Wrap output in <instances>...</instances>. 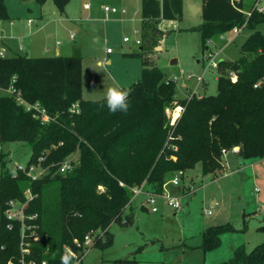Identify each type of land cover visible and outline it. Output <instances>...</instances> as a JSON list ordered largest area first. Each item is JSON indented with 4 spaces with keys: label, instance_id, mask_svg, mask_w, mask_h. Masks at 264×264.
<instances>
[{
    "label": "trees",
    "instance_id": "obj_1",
    "mask_svg": "<svg viewBox=\"0 0 264 264\" xmlns=\"http://www.w3.org/2000/svg\"><path fill=\"white\" fill-rule=\"evenodd\" d=\"M43 4L46 0H35ZM62 12L69 0H52ZM243 0H202L203 19L199 27L202 50L215 36L233 28L250 33L241 45V55L233 61H220L227 70L217 77L216 93L174 96V84L150 64L145 45L139 51L124 53L142 59L140 76L127 87V113L109 112L104 97L82 96V59L78 55L32 57L21 54L0 56V264L19 263L20 222L5 216L9 199L24 200V189L35 196L24 211L36 213L38 240L30 238L26 260L40 264H81L84 238L92 235L91 247L108 245L113 221L121 219L131 206V187L144 184L159 192L176 174L199 166L201 174H216L225 167L222 150L238 146L244 160L264 157V11ZM182 0H140L141 33L144 24L160 19H179ZM8 17L0 0V21ZM216 66V67H217ZM236 74L235 82L229 72ZM20 95L28 102H39L54 121L42 123L32 112L4 92L12 78ZM77 103V111L71 106ZM179 104V115L169 124L167 108ZM23 141L30 147L27 165L47 168L32 180L4 160L1 146ZM77 153L73 166L60 173L58 163ZM132 221L127 215L124 222ZM11 225L9 228L8 225ZM264 228V226H261ZM228 226L207 227L203 246L218 243V233ZM111 264H123L115 259ZM125 264V262H124ZM214 264H264V240L247 250L240 246L231 258Z\"/></svg>",
    "mask_w": 264,
    "mask_h": 264
},
{
    "label": "rangeland",
    "instance_id": "obj_2",
    "mask_svg": "<svg viewBox=\"0 0 264 264\" xmlns=\"http://www.w3.org/2000/svg\"><path fill=\"white\" fill-rule=\"evenodd\" d=\"M131 1L69 0L60 12L52 0L43 4L35 0H3L8 17L0 23L14 22L24 35L13 43L26 46L30 40L36 47L33 54L41 52L40 56H53L56 52L54 42L58 40L59 54L80 56L82 96L85 99H101L107 88L127 87L136 80L140 76L142 59L123 54L139 51L140 44L145 45L150 64L157 66L166 79L174 78L176 98L215 94L217 77L226 74L227 70L210 64L236 60L250 30L242 28L238 32L228 31L215 36L207 42L206 50H202L199 30L203 22L200 12L202 0H182V16L145 22L147 37L143 40L140 39V0H134L133 7ZM252 2L243 0L244 11L249 10ZM84 4H88L90 9L86 10ZM261 4L264 5V0ZM104 5L124 8L125 13L106 12ZM189 5L198 10L192 11ZM258 29L264 33V23L258 25ZM71 32L74 33L73 39L69 37ZM125 36L128 41L123 40ZM136 39H140V44L135 43ZM44 44L48 51H40ZM106 59L110 62L105 63ZM179 107L177 104L166 109L170 116L169 124L179 115ZM1 149L4 160H8L13 168L14 165H26L30 155L26 142L8 141ZM73 159L78 160L77 153ZM223 160L225 167L222 172L202 175L199 166H195L175 175L178 185L166 183L164 191L171 197H179V209L172 208L159 197V211L149 213L141 205L143 196L137 195L131 206L123 210L121 219L109 225L112 238L108 245L91 247L94 233L90 235L91 241L84 244L81 253V264H111L115 259L123 264H214L231 258L237 247L249 250L262 242L264 157L249 161L228 150L223 154ZM183 187L194 188V193L184 195ZM127 215L132 216V221L124 222ZM215 225L228 228L218 233L217 244L205 248L203 233L207 227ZM18 248L19 263L26 264L29 260L25 256L30 249L23 248L20 240Z\"/></svg>",
    "mask_w": 264,
    "mask_h": 264
},
{
    "label": "built area",
    "instance_id": "obj_3",
    "mask_svg": "<svg viewBox=\"0 0 264 264\" xmlns=\"http://www.w3.org/2000/svg\"><path fill=\"white\" fill-rule=\"evenodd\" d=\"M260 2H261V0H254L252 7L257 9L258 11H264V5L260 4ZM84 7L88 8V4H85ZM103 10L106 12H111V13H125L124 8H118L116 6L104 5ZM231 31L238 32L239 29L233 28ZM70 37L72 38L73 34H71ZM123 40L128 41L129 38L125 36L123 38ZM135 43L140 44V39H136ZM3 52H4V48L0 47V56H3ZM107 52H110L109 48H107ZM210 65L213 67L217 66L216 63H211ZM229 77H230V80L232 82L236 81L237 76L234 72L230 71ZM14 80H15V77L12 78L10 85L4 89V92L12 95L18 104L23 105L27 111L32 112V114L35 117L39 118L42 123H48L50 121H54L55 116H52L49 113H47L45 108L43 106H41V104L39 102H37V101L36 102H28L20 95V92L18 90H16L12 84V82ZM171 80L173 81L174 78ZM179 108L181 110V107H179ZM70 109L77 111L78 110L77 109V103H74ZM172 123H173V121L171 122V124ZM227 151L228 150L223 149L222 153L224 154ZM230 151L237 152L238 146L232 147L230 149ZM74 154L75 153L69 155L68 157L64 158L61 162L58 163V167H57L58 172L64 173L65 171L69 170L73 166L74 162H76L73 159ZM42 159H43V157H39L37 163H31L29 165L26 164L25 166L13 164L14 170H20L22 172H25V174L28 177H30V179L35 180V179L41 177L47 171V168L40 164ZM36 166L38 167V169ZM167 183H171L173 185H178L179 181L174 176ZM165 185H166V183L163 184L162 190L159 192L147 189L144 184L131 187L130 190H131L132 196H131L130 201L132 202L133 199L137 195H144V199L141 201V205L144 208H146L147 211L154 213V212H157L159 209L157 206V198L160 197V198H163L165 200L167 205L171 206L174 209H179L181 207L179 197L169 196L166 193V191H164ZM190 193H192V190L188 189L185 194L188 195ZM23 195H24L23 201H19L17 199H9L6 202L7 208L5 210V216L9 220H17L20 222V244L23 245V248L29 249L28 247H29V243H30V238L32 240H38V237H39L38 233H37L38 224L33 222V220L36 219L37 214L36 213L27 214V213H25L24 208H25L27 202L30 201L35 195L31 193L29 188L24 189ZM206 213L209 214L210 211H207ZM8 226H9V228L11 227L10 224ZM89 238H90V235L85 236V238H84L85 242H83V245L88 243L89 241H91V239L89 240ZM26 264H35V263L33 261H29ZM40 264H47V263H46V261H41Z\"/></svg>",
    "mask_w": 264,
    "mask_h": 264
},
{
    "label": "crops",
    "instance_id": "obj_4",
    "mask_svg": "<svg viewBox=\"0 0 264 264\" xmlns=\"http://www.w3.org/2000/svg\"><path fill=\"white\" fill-rule=\"evenodd\" d=\"M253 2H254V0H253ZM253 2H252V4H253ZM251 4V5H252ZM260 4H261V2H260ZM84 6H85V4H84ZM131 6L133 7L134 6V0H132L131 1ZM201 7V6H200ZM85 8V7H84ZM86 10H88V9H90V7L88 6V8H85ZM198 10V9H197ZM134 11V10H133ZM134 13V12H133ZM114 14V13H113ZM115 14H122V13H115ZM26 24H28L29 25V22L27 23L26 22ZM71 34H73V37L71 38L70 37V35ZM21 35H24V34H21V32L16 28V25H15V23L14 22H8V23H5V22H2V23H0V47L1 48H4V51L6 52L5 54L3 53V55H16V54H21V51H25V53L24 54H21V55H26V56H32V57H41L40 55V53H38V54H33L34 53V50L36 49V47H35V45H33V43L29 40L28 42H27V44H26V46H24V45H15L14 43H13V41L14 42H18L20 39H22V37H21ZM48 36H51L50 34H48ZM69 37H70V39H73L74 38V33L73 32H71L70 34H69ZM60 41H58V40H56L55 42H54V46H55V53H54V55H61V54H59V52H58V45H56V44H58ZM60 44V43H59ZM41 50H46V51H48L49 50V48H48V46L47 45H45L44 44V46L42 47V48H40V51ZM62 56V55H61ZM64 56V55H63ZM66 56H68V55H66ZM110 62V60L109 59H106L105 60V63H109ZM91 99V98H90ZM173 185V184H172ZM175 186V185H174ZM188 189H191V188H188ZM188 189H184V187L182 188V193L184 194V195H186L185 193L187 192V190ZM192 190V193H194V188L193 189H191ZM189 195V194H188ZM143 197H142V200L144 199V195H142ZM141 200V201H142ZM212 203H213V201H212ZM158 211H159V209H158ZM157 211V212H158ZM147 212H149V211H147ZM157 212H154V213H157ZM149 213H151V212H149Z\"/></svg>",
    "mask_w": 264,
    "mask_h": 264
},
{
    "label": "clouds",
    "instance_id": "obj_5",
    "mask_svg": "<svg viewBox=\"0 0 264 264\" xmlns=\"http://www.w3.org/2000/svg\"><path fill=\"white\" fill-rule=\"evenodd\" d=\"M128 96L129 92L127 90L121 89L119 87L107 88L104 99L109 112L113 114L117 112L127 113L130 107ZM61 262L62 264H69V256L64 255L61 257Z\"/></svg>",
    "mask_w": 264,
    "mask_h": 264
},
{
    "label": "water",
    "instance_id": "obj_6",
    "mask_svg": "<svg viewBox=\"0 0 264 264\" xmlns=\"http://www.w3.org/2000/svg\"><path fill=\"white\" fill-rule=\"evenodd\" d=\"M24 2H28V1H31V0H23ZM190 6V8H191V10L192 11H196L197 10V8H195V7H193L192 5H189ZM173 62V61H172ZM13 164V163H12Z\"/></svg>",
    "mask_w": 264,
    "mask_h": 264
}]
</instances>
